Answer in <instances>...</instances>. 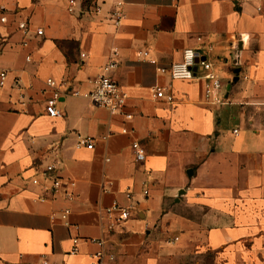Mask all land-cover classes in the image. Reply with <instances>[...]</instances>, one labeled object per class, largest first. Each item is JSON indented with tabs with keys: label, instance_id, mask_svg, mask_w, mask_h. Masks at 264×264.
Segmentation results:
<instances>
[{
	"label": "crops",
	"instance_id": "crops-1",
	"mask_svg": "<svg viewBox=\"0 0 264 264\" xmlns=\"http://www.w3.org/2000/svg\"><path fill=\"white\" fill-rule=\"evenodd\" d=\"M77 2L0 0V264H264V0ZM188 48L201 57L193 79L161 72ZM115 50L122 112L63 96L65 115L47 113L49 78L89 91ZM204 61L224 82L219 104ZM114 204L131 217L109 218Z\"/></svg>",
	"mask_w": 264,
	"mask_h": 264
},
{
	"label": "built area",
	"instance_id": "built-area-1",
	"mask_svg": "<svg viewBox=\"0 0 264 264\" xmlns=\"http://www.w3.org/2000/svg\"><path fill=\"white\" fill-rule=\"evenodd\" d=\"M77 0H69V10L73 11L77 5ZM88 11H94L96 13L101 12V6L98 4L97 0H93L91 4L87 7ZM124 12L122 9V2L118 3V9L113 14L114 21L118 24L122 20ZM5 21L6 18L3 17ZM28 22H21L20 28L23 30L28 29ZM44 31L42 29L37 30V35H43ZM27 45V42L25 43ZM210 48H212L210 46ZM139 55L142 57L149 56V50H140ZM85 56V54H83ZM112 60L102 68V73L94 81L95 86L89 90L84 91L73 83L63 80L56 81L54 78H49L47 83L49 87L53 89L52 94L47 102V113L52 117H63L64 111L58 106L61 98L63 96H74V97H85L90 99L94 104L108 109L112 113L122 112L123 108L126 105L128 94L122 90L118 81L115 80L112 76V72L118 68V52L115 50L112 54ZM30 60V57H28ZM201 60L200 54L192 48H188L184 51V60L182 62L173 63L169 67H163L161 72L163 74H168L172 79H185L190 80L196 76V70L194 69L197 66V62ZM205 68L208 72L205 74L206 84H205V97L206 100L213 104H219L222 101V92L224 88V82L219 78L213 71H211L212 65L206 61L203 62ZM8 73L5 70L0 69V79L1 84H5L7 80ZM154 96L160 100H165L169 103L175 101L174 94L172 91L167 92V89L164 87H157L154 90ZM127 118L132 119L133 115H126ZM238 132V130H235ZM81 144H87L89 148H93V140L91 138H83L80 141ZM132 149L135 155L137 162L145 161L147 157V151L145 147L138 141L134 142ZM56 166L54 164H49L44 174L49 180V184L45 187L46 192H50L53 195L60 194L65 186L63 180L56 175ZM34 184H39L40 180L35 178L33 180ZM74 182H69L68 185H74ZM66 195L71 198L72 194L69 191H66ZM129 198H132V194H128ZM45 199L44 197L42 198ZM118 211L120 213L119 217L115 219L116 222H121L127 220L131 217V208L121 207L118 204H114L111 207L107 208V215L109 218L114 217V212ZM70 211L66 210L65 214H68ZM111 228L114 227V222L110 225ZM102 255L101 253L99 254ZM42 264H49L48 260H43Z\"/></svg>",
	"mask_w": 264,
	"mask_h": 264
},
{
	"label": "trees",
	"instance_id": "trees-1",
	"mask_svg": "<svg viewBox=\"0 0 264 264\" xmlns=\"http://www.w3.org/2000/svg\"><path fill=\"white\" fill-rule=\"evenodd\" d=\"M92 1H93V0H86V2H87L86 5L89 6V5L91 4Z\"/></svg>",
	"mask_w": 264,
	"mask_h": 264
},
{
	"label": "water",
	"instance_id": "water-1",
	"mask_svg": "<svg viewBox=\"0 0 264 264\" xmlns=\"http://www.w3.org/2000/svg\"><path fill=\"white\" fill-rule=\"evenodd\" d=\"M198 61V60H197ZM195 70H196V68H194ZM236 73H239V70H237L236 71ZM238 80V77H236L235 79H234V81H237Z\"/></svg>",
	"mask_w": 264,
	"mask_h": 264
}]
</instances>
